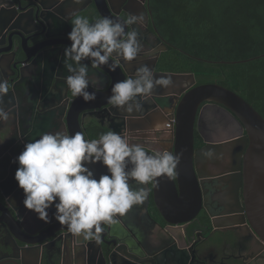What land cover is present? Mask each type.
<instances>
[{
	"label": "water",
	"instance_id": "1",
	"mask_svg": "<svg viewBox=\"0 0 264 264\" xmlns=\"http://www.w3.org/2000/svg\"><path fill=\"white\" fill-rule=\"evenodd\" d=\"M71 1L78 6L79 0ZM95 1L97 10L95 15L85 12L81 14L89 34L80 46L59 44V47L42 49L38 51L39 54H32L28 58L29 68L36 61L39 66L43 58L51 60V64L55 63V81L62 78L60 73L65 67L67 70L70 69L69 64L72 63L84 67L83 70L90 74L91 71L98 70L107 77V83L103 87L86 82L78 84L79 88L72 86L73 89L77 88L76 95L72 99L68 98L64 105L54 95H51L53 103L50 99L46 100V103H50V106H47L49 110L61 112L58 122L66 133L63 138L68 144L67 160L66 156L63 160L60 157V160L49 164L47 177L50 175L54 178L60 177L51 188H47L45 181L40 179L34 190L28 191L23 200L18 201V206L14 204V198H10L9 192L5 189V182H0V195H2L0 229L3 228L6 232L5 235L0 234V264H33L34 260H39V264L40 262L41 264H236L234 260L230 261L221 256L225 236L224 230L217 227L216 215L215 217L209 215L210 222L205 226V231H210L207 235L203 230L197 232L191 227V220L200 212L202 198L200 182L202 183L205 178L196 168L195 130L197 123L198 126L201 124L207 105L220 109L227 118L239 126L236 129L240 131L239 134L232 133L224 138L207 140L203 134L201 135L206 142L204 149L208 152L216 148H227L233 144L235 146L240 142L239 161L235 175L230 177L244 185L246 204L243 210L248 219L245 220L247 227L264 244V117L251 103L231 88L217 81L196 84L197 77L194 72L158 71L155 69L156 61L145 66V70L139 67V74H143L146 79L149 73L153 74L152 81L148 83L145 91L147 80L140 78L139 82L144 84L142 88L145 92L141 88L139 89L141 93L132 94L130 91L136 92L139 87L137 80L130 82L129 87L126 86L129 67L122 56L130 57L131 51L125 52L123 49L115 52L112 49L118 45L117 43L127 47L129 32L134 31L132 20L120 17V12L113 8L111 0H101L102 7L98 0ZM141 1V4L136 2V5L141 6L145 2V0ZM8 2L0 0V30L6 26L3 24L12 23L15 24L14 34L22 35L26 33V29L20 24L16 25V22H24L23 13L17 17L9 14L8 11L13 4ZM65 2L66 0H63V5ZM35 3L36 18L45 22L47 27L48 21L43 12L45 9H52V0H35ZM103 7L109 15H112L110 11L112 7L116 15L114 21L110 23L112 29L109 32L98 29V11L102 19L108 21L102 10ZM59 12L58 16L66 20L62 14V7ZM79 13L80 11L75 12L74 16L80 18ZM10 29L14 28L10 27ZM74 31L79 36L78 32ZM53 43L54 41H51L48 46ZM103 45L109 46L103 48ZM169 45L171 44L168 42L164 43L163 48L167 50ZM51 53L53 59L50 58ZM11 54L13 59L16 53ZM243 61L247 60L219 62ZM7 67H10V62ZM89 67L91 70H87ZM2 76L4 77L0 72V84L3 85L0 86V105L8 104L9 100L13 101L12 90L18 88L16 83L12 89H9ZM41 78H36L38 83ZM72 78V74L68 73L67 79L72 82ZM65 82L72 84L69 81ZM162 82L166 85L164 88L159 86ZM25 84L26 81L23 86ZM66 96H69V93ZM204 102L208 104L200 110ZM4 111L5 108L0 109V116ZM101 116L111 122L107 126L115 136L118 134L116 128L122 126L121 132L131 135L129 138L131 144L124 143L122 146L103 150L105 143H111L118 137L88 138L87 118L93 117L105 127L106 123L100 120ZM44 118V114L38 116L34 122L31 118L30 123H34V126H37L35 128H39L38 124H42ZM21 121L20 113V119L17 121L20 126ZM145 122L149 123V126L144 125ZM167 122L170 123V127L166 128L168 135L165 138L171 142L169 148L170 155L173 153V169L167 164L166 159L169 155L166 151L162 152L146 143L132 142L138 141V138H135L140 137L139 134L145 131H155L156 136H160L158 131L165 130L163 128ZM25 131L20 128V132L10 138L9 145L2 149L4 153L9 150V153L4 157L0 156V161L4 159L9 164L12 163L13 167L23 156L34 155L30 150L25 152L27 148L21 141V135L24 139L27 138L24 137ZM22 151L23 155L17 156ZM48 154L50 155V152ZM69 167L75 168L74 171H70ZM27 177L28 175H24L21 171H13L7 185L18 193L26 184L24 180ZM109 178L112 182L102 183ZM137 179L144 181L148 192L152 189L154 204L163 220L162 222L156 220L149 210V205L145 202L142 204L146 215L162 228L160 236L156 237L158 246L154 248L148 247L144 241H133L129 224H121L114 213L116 209L113 205V186H120L122 183ZM215 179L220 180V178ZM92 184H96L93 194L64 195V192ZM57 196L64 199L63 202H60ZM30 201H33L35 206V229H31L26 217L21 214L23 206ZM236 212L225 213L233 216ZM226 219L224 218V221ZM64 223L67 224L57 228L59 224ZM44 233L46 235L41 237ZM198 234L204 236V239H199ZM27 236L37 238L29 240ZM6 237L9 240H6ZM64 244L67 245V250ZM170 245L175 248L167 247ZM209 247L215 249L217 253L214 260H208L206 257ZM79 250H82V253H79ZM169 252L173 255L171 256ZM262 262L264 263V257ZM257 264L262 263L258 261Z\"/></svg>",
	"mask_w": 264,
	"mask_h": 264
},
{
	"label": "flooded vegetation",
	"instance_id": "2",
	"mask_svg": "<svg viewBox=\"0 0 264 264\" xmlns=\"http://www.w3.org/2000/svg\"><path fill=\"white\" fill-rule=\"evenodd\" d=\"M4 1H10L8 3L12 2L13 4L8 11L9 14L17 17L20 13H23L24 22H16V25L20 24L26 29V33L16 35L14 34L15 24L5 23L3 25L6 26L0 30V72L4 75V77L2 76L3 81L8 85L9 89H12L13 85L18 83L17 90H12L13 101L9 100L8 104L5 103L0 105V109L5 108V111L2 112L0 116V156L4 157L8 155L9 150L4 153L3 148L9 145L10 138L17 132H20V128L21 130H26L24 137L27 138L24 139L21 135V141L24 147L27 148L25 152L30 150L34 154L33 156H30L29 154L23 156V158L19 160L20 162L14 164L13 167L12 163L9 164V162L4 159L1 160L2 162L0 161V182H5V189L9 192L10 198H14V204L18 206V201L21 202L28 191H33L40 179L45 181V186L47 188H51V186L60 179V177L54 178L53 175L47 177L48 168L49 164L52 162L55 163L56 160H60V157L62 160L64 159L68 144L63 138L66 134L65 130L58 122V116L61 112L49 110L47 106H50V103H46V100L50 99V102L53 103L54 101L51 99V95H54L56 99H59L64 105L67 100H69L68 98H74L76 90L79 88L78 84L86 82L103 87L107 83V77L98 70H94V72L91 71L90 74L88 71L83 70L84 67H79L72 63L69 64L68 62L67 64H69L70 69L67 70L65 67L60 73L62 78L59 81H55L56 64H51V60L43 58L41 59L42 63L39 66H37V61L33 63L30 68L28 66L29 56L36 53L39 54L38 51H41L42 49L59 47V44L80 46L89 34L88 28H85V19L81 17V14L82 12H85V14L91 13L95 15L97 13L95 0H79V4H77L78 6H75L74 2L71 0H66L64 5L63 0L57 2L56 0H52V9H45L43 12L45 19L48 21L47 27L45 22L36 18L37 4L35 3V0ZM98 1L102 7L101 0ZM111 1L113 8L120 12L119 16L127 20L131 18L134 26V31L131 32L130 30L129 32V39L126 42L127 47L117 43L118 45H113L115 47L112 49L115 52H120L123 49L125 52H128L129 50L131 51L130 57L128 58H126L125 55H122L124 56L123 61L129 67L128 79L125 80V84L129 87L131 85L130 82L133 83L137 80L139 87L138 90L136 92L130 91L132 94L137 95L138 93H141L139 89L144 85L140 84V78L144 81L147 80L146 91L148 88L147 85L152 81L153 77L152 73H149L147 79L143 74L140 75L138 72L139 67L142 70H145V66H149L151 62L156 61L155 69L161 71L159 60L162 53L169 49L165 50L163 48L164 43H167L168 41L163 37L155 23L153 11L150 7V0H145L141 6L138 4L136 5V2L141 4V0ZM61 7L62 14H64L66 20L58 16ZM20 8L22 9L20 10ZM102 10L105 14L107 13L106 8L103 7ZM77 11H80V18L76 15L74 16V13ZM110 11L112 12V15L106 14L108 21L103 20L98 11V29L102 30V32H109L112 29L110 23L114 21V16L116 15L114 10H112V7L110 8ZM10 27L14 29H10ZM74 30L78 32L79 36H77ZM51 41H54L53 45H57L53 46L51 44L48 46ZM108 46L109 45H103V48H107ZM6 52H9L10 54H7ZM11 53H16L13 59V54ZM158 53H160L159 56ZM38 56L39 55H37V57ZM6 58H8V60H6ZM50 58L53 59L52 53ZM9 62L10 67L8 68L7 65ZM16 63L17 65L15 68L14 66ZM141 65L143 67H141ZM69 70H71V72ZM87 70H91V68L89 67ZM68 73L72 74V82L70 79H67ZM82 73L85 77L82 76ZM38 77H42L40 83L36 80ZM199 80L200 77L197 78L196 84L202 83ZM24 81H26L25 86H23ZM65 81H69L72 84H67ZM0 86L3 85L0 84ZM72 86H77V88L73 89ZM18 89L20 90L18 91ZM143 89L144 88H142V91ZM67 93H69V96H66ZM206 104L208 103H202L200 110ZM58 106L59 104L57 107ZM158 110L162 112L161 109ZM205 111L206 113L201 120V124L198 126L197 123L195 130L196 168L205 176V178L202 183L200 182L202 194L200 212L191 220V227L196 229L197 232L203 230L207 235L210 231H205V226L210 222L209 215H216L218 223L217 227L224 230L223 235L225 236V243L224 248L222 247L223 252L221 253V256L230 259V261L234 260L236 264H257L258 261H261V263L264 264L262 262V258L264 257V244L260 239L258 240L253 235L245 221L248 219L247 215H244L243 210V206L246 204L244 185L239 184L233 177H230L235 175L236 166L239 161L238 153L241 151L240 142L235 144V146H233V144L230 145V147L216 148L209 152L204 149L206 145L205 139L213 140L224 138L232 133L239 134L240 131L236 130L239 126L227 118L225 113L218 108L207 105ZM20 113L22 116L21 126L17 123L20 119ZM43 114L45 116V121L42 122V124H38L39 128H35L37 126H34V123H30V119L32 118V122H34L38 116ZM91 120H94V118L88 117L86 120L87 124H89ZM100 120H104L106 123V126L103 128L107 129L108 133L99 138H92L89 126L86 124V135L88 138L101 139L107 136H111L112 138L118 137V139L113 140L111 143H105L106 145L103 146V150L119 147L124 145V143L131 144L129 139L131 135L121 132L122 126L116 128L118 134L115 136L113 131H110L107 126L110 125L109 123L111 122H108L107 118L102 116L100 117ZM143 124L149 126V123L147 122ZM166 126L167 125L165 124L163 129L166 130ZM243 133H245V131H243ZM30 134L32 136H30ZM201 134H203L205 139ZM162 143L163 141H160L159 139L158 145L155 147H157V150L161 149L160 151H166L168 153L169 156L166 161L170 168L173 169V153L170 155L169 148L171 142L169 141L168 143L161 145ZM102 149L100 150L102 151ZM49 152L50 155L48 154ZM19 155L21 157L23 151L19 152L17 156ZM68 169L74 171L75 168L69 167ZM13 171H21L24 175H28L27 179L24 180L26 181V184L22 186L18 193L11 190L7 185L8 178ZM215 178H220V180ZM104 182L105 184L112 182V179L109 178L103 180L102 183ZM128 182L129 183H122L120 186H113V205L116 212H118V210L121 209V205L126 201H129L127 199L133 201V198L125 199V197L131 193L130 191L132 188L140 194L141 213L133 212L129 215L122 212L120 215L128 221L131 239L135 242L144 241L148 247H151V242L153 243L156 237L160 236L162 228L146 215L142 204H144V202L147 203L152 216L160 222L163 221L161 214L154 204L152 189L148 192L147 186L144 184L143 180L137 179ZM150 186L152 187L151 182ZM95 187L96 184H92L85 188L64 192V195H67L68 193L77 195L93 194L95 192ZM147 195H149L148 198ZM57 197L60 202H63L64 199L59 196ZM0 199H2V195H0ZM129 202L131 203V201ZM34 209L35 206L33 201H30L23 206L21 211V214L23 217H26V221L31 229H35L36 226L34 223ZM227 211L237 212L231 216L230 214L225 213ZM224 218L227 219L224 221ZM118 221L121 224H127L124 219L121 220L118 218ZM75 223L79 222L75 221ZM66 224L67 223H64L63 225L59 224L57 228H61ZM2 231L3 228L0 229V234L3 233L5 235L6 232ZM45 235L46 233L41 235V237ZM198 235L199 239H204V236L201 234ZM33 238L28 237L29 240H32ZM6 240H9V238L6 237ZM65 248L67 250V245H65ZM69 255L70 253H68L67 256ZM216 256L217 253L215 249L209 247L206 251L207 259L214 260ZM4 261L5 260H2V262ZM33 264H39V260H34Z\"/></svg>",
	"mask_w": 264,
	"mask_h": 264
},
{
	"label": "trees",
	"instance_id": "3",
	"mask_svg": "<svg viewBox=\"0 0 264 264\" xmlns=\"http://www.w3.org/2000/svg\"><path fill=\"white\" fill-rule=\"evenodd\" d=\"M150 7L171 44L161 55V69L217 81L264 117V0H150ZM87 125L92 138L108 133L95 120Z\"/></svg>",
	"mask_w": 264,
	"mask_h": 264
},
{
	"label": "crops",
	"instance_id": "4",
	"mask_svg": "<svg viewBox=\"0 0 264 264\" xmlns=\"http://www.w3.org/2000/svg\"><path fill=\"white\" fill-rule=\"evenodd\" d=\"M161 70H163V69H161ZM163 71H165V70H163ZM164 86H166L165 84H163V82H162V84L160 83V88H164ZM154 87H157V86H154ZM167 123H169V122H167ZM166 123V124H167ZM166 128H168L167 126H166ZM158 132H160V136H156V134H155V131H145V132H143V133H141V134H139L140 135V137H136L135 139H137L138 138V141H132L133 143H146V144H148V146H151V147H154V148H156L157 149V147H155V146H157L158 145V141H159V139H160V141H163V143L161 144V145H164L165 143H168L169 141L167 140V138H165L167 135H168V133L166 132V130L165 131H158ZM143 134V135H142ZM141 135H142V137H141ZM145 135V136H144ZM159 148H161V147H159ZM161 150V149H160ZM131 193L129 194V195H127L126 197H125V199H127V198H133V201L131 200V199H127V200H129V201H131V203L129 202V201H126L123 205H121V209H119L118 210V212H115L114 211V213H115V215L118 217V218H120L121 220H125V222L128 224V221H126V219L125 218H123L120 214H122V212H124V213H126V214H129V215H131L133 212H136V213H141V197H140V194L135 190V189H131V191H130ZM113 201H114V199H113ZM121 203H123L122 201H120ZM133 202V203H132ZM127 224H125V225H127ZM177 233H179V231H176ZM155 236V235H154ZM153 241V240H152ZM151 242V241H150ZM157 243H156V239L153 241V243L151 242V247H153L154 248V246L155 247H157L158 245H156ZM150 247V248H151ZM167 247H169V248H175V246H173V245H170V246H167ZM79 253H82V250H79L78 251ZM170 253V255L172 256L173 254H172V252H169ZM72 254V253H71ZM168 256H169V254H168ZM69 263V262H68ZM79 263H82L81 261H79ZM70 264V263H69Z\"/></svg>",
	"mask_w": 264,
	"mask_h": 264
},
{
	"label": "built area",
	"instance_id": "5",
	"mask_svg": "<svg viewBox=\"0 0 264 264\" xmlns=\"http://www.w3.org/2000/svg\"><path fill=\"white\" fill-rule=\"evenodd\" d=\"M166 125H167V127H170V123H167Z\"/></svg>",
	"mask_w": 264,
	"mask_h": 264
},
{
	"label": "rangeland",
	"instance_id": "6",
	"mask_svg": "<svg viewBox=\"0 0 264 264\" xmlns=\"http://www.w3.org/2000/svg\"><path fill=\"white\" fill-rule=\"evenodd\" d=\"M98 122V121H97ZM98 125H101L99 122H98Z\"/></svg>",
	"mask_w": 264,
	"mask_h": 264
}]
</instances>
